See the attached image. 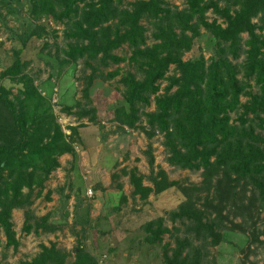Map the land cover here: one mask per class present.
Wrapping results in <instances>:
<instances>
[{
	"label": "trees",
	"instance_id": "16d2710c",
	"mask_svg": "<svg viewBox=\"0 0 264 264\" xmlns=\"http://www.w3.org/2000/svg\"><path fill=\"white\" fill-rule=\"evenodd\" d=\"M208 9L221 21L207 19ZM28 11L36 17L70 20L66 34L72 40L64 49V62L80 56L104 64L131 62L139 77L118 67L106 74L119 73L124 85V104L114 108L115 120L120 126L139 128L147 138L160 133L169 164L201 169L199 184L186 185L169 179L162 167L150 168L151 185L142 184L143 175L134 168L129 172L132 195L144 198L168 186L181 190L183 198L170 217L185 219L186 230L201 243L187 236L175 238L170 254H164L165 264H199L205 254L202 246L218 242L225 220L228 227L246 232L249 240L264 241V236L258 239L255 235L250 213L254 207L255 214L264 210V134L258 130L264 125V0H224L222 5L217 0H185L180 8L167 0H131L127 6L122 0H28ZM142 19L150 24L149 43ZM199 26L214 37L213 54L182 59L199 34ZM122 43L130 48L127 56L112 52ZM20 51H15L1 74L12 77L21 71L25 59ZM170 64L173 71L166 74ZM162 79L166 82L158 91ZM18 82L17 93L11 96L9 87L0 84V226L5 244L12 247L18 241L11 209L30 204L32 187H42L48 172L58 164L56 155L72 150L47 95L40 93L28 75L19 76ZM241 94L246 96L243 101ZM150 95L153 109L138 111ZM231 111L236 114L232 119ZM146 148L149 152L150 146ZM152 161L149 154V165ZM201 190L204 195L198 194ZM197 199H201L199 205H195ZM228 213L241 219L232 221ZM23 215L21 229L25 231L54 228L45 222L46 214L37 217L28 206ZM246 217L249 224L243 225ZM151 223L146 222L147 242L159 240L169 230L160 222L152 228ZM40 247L36 255L19 264H66L65 253L53 242ZM67 264L97 262L77 248Z\"/></svg>",
	"mask_w": 264,
	"mask_h": 264
},
{
	"label": "rangeland",
	"instance_id": "374dc122",
	"mask_svg": "<svg viewBox=\"0 0 264 264\" xmlns=\"http://www.w3.org/2000/svg\"><path fill=\"white\" fill-rule=\"evenodd\" d=\"M129 1L122 0V5H129ZM167 2L178 8L185 5V0ZM217 2L224 4V0ZM205 15L207 19L215 17L221 21L209 9ZM142 22L147 27L146 42L149 43L152 41L150 24L145 19ZM69 26L67 18L32 16L28 0H0V72L11 64L18 48L25 59L17 75L9 77L0 73V84L9 87L11 96L17 93L18 77L28 75L40 93L47 95L55 120L72 148L56 155L58 164L48 172L42 187H32L31 202L26 205L37 217L46 214L45 222L54 228L21 229L26 206L13 207L10 220L18 243L15 247L5 244L0 226V264L29 260L39 252L41 244L51 242L65 253L66 264L74 259L77 248L88 252L97 264H165L164 254H170L175 238L187 236L193 243L200 242L186 230L185 219L170 217V211L176 209L183 198L181 190L168 186L157 194L150 191L144 198L132 195L129 172L134 168L135 173L143 175L142 184L151 185L150 168L162 167L169 179L186 185L199 184L201 169L180 168L166 162L160 133L147 138L139 128L117 123L114 108L124 104V85L119 81V73L106 74L115 67L119 71H132L137 77L140 72L126 59L104 64L97 58L80 56L64 62V49L72 40L66 34ZM32 29L38 32H31ZM198 30L192 46L182 53V59L198 54L207 58L213 54L214 37L202 26ZM241 35L244 38L245 32ZM112 52L127 56L130 48L122 43ZM242 55L240 53L237 60ZM172 71L173 64H170L165 73ZM165 82V79L160 80L158 91ZM251 91H255V86ZM149 98L147 104L138 106V111L153 109L152 96ZM245 98L240 95L241 101ZM229 114L231 119L236 115L234 111ZM140 116L143 117L141 113ZM258 130L264 134V125ZM94 144L99 146L96 155L91 149ZM149 154L153 157L151 165L147 162ZM204 193L203 190L198 192L199 195ZM200 201L197 199L195 205ZM254 208L250 212L255 222L254 232L261 239L264 210L255 214ZM228 217L236 222L241 219L230 213ZM246 219L241 221L243 225L249 224ZM147 221H152V228L160 222L169 230L164 231L159 240L147 242L144 239L149 232ZM224 224L226 226L219 229L218 242L202 246L205 254L199 264H264V241L249 240L246 232L228 227V220Z\"/></svg>",
	"mask_w": 264,
	"mask_h": 264
},
{
	"label": "crops",
	"instance_id": "0c3cea01",
	"mask_svg": "<svg viewBox=\"0 0 264 264\" xmlns=\"http://www.w3.org/2000/svg\"><path fill=\"white\" fill-rule=\"evenodd\" d=\"M108 138H109V137H108ZM95 139H96V141H97V139H98V136H97V135L95 136ZM98 143H100V142H98ZM87 149H90V148L88 147ZM91 149H92V151L94 152V155H96L95 153L98 154V152H99V146H98V144H94L93 146H91ZM104 170H105V169H104Z\"/></svg>",
	"mask_w": 264,
	"mask_h": 264
}]
</instances>
